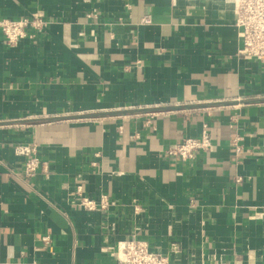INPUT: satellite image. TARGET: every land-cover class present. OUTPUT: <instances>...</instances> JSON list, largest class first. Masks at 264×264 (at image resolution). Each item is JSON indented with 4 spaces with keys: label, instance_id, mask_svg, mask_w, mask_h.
<instances>
[{
    "label": "crops",
    "instance_id": "crops-1",
    "mask_svg": "<svg viewBox=\"0 0 264 264\" xmlns=\"http://www.w3.org/2000/svg\"><path fill=\"white\" fill-rule=\"evenodd\" d=\"M38 12L36 40L0 32V264H117L134 234L178 264H264V62L238 55L232 6L0 0V19ZM204 125L209 152L168 155Z\"/></svg>",
    "mask_w": 264,
    "mask_h": 264
},
{
    "label": "built area",
    "instance_id": "built-area-1",
    "mask_svg": "<svg viewBox=\"0 0 264 264\" xmlns=\"http://www.w3.org/2000/svg\"><path fill=\"white\" fill-rule=\"evenodd\" d=\"M175 1V0H173ZM196 1V0H188ZM232 6L235 16V25L240 31L242 47L238 52L240 57L249 60L264 62V0H223ZM96 16L95 12L89 17ZM144 24L150 23L149 18L142 20ZM50 22L38 12L32 16L19 20L0 19V32L8 46H17L23 40H36L44 33ZM122 131V130H121ZM236 154L240 147L235 142ZM212 149V140L208 126L204 125L200 138L184 139L168 150V155L184 161H194L200 152H209ZM17 156L25 159V175L34 177L41 168V160L36 144L17 145L14 147ZM95 165V164H94ZM241 179L238 178L237 182ZM78 206L88 211L107 212L114 206L108 195H102L98 200H93L82 195L81 191ZM135 212L141 208L135 206ZM45 242L49 238L44 239ZM108 251L115 257L117 264H178L172 262L167 256L154 253L150 250L149 242L139 238L136 234L125 240L119 241L116 246L109 247Z\"/></svg>",
    "mask_w": 264,
    "mask_h": 264
}]
</instances>
